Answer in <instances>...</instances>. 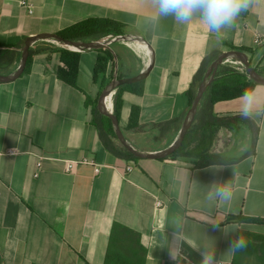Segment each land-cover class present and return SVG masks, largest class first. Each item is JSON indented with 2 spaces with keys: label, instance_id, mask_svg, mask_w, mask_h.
<instances>
[{
  "label": "crops",
  "instance_id": "1",
  "mask_svg": "<svg viewBox=\"0 0 264 264\" xmlns=\"http://www.w3.org/2000/svg\"><path fill=\"white\" fill-rule=\"evenodd\" d=\"M27 1L34 7L31 15L19 0H0V71L18 67L27 37L59 34L91 18L117 21L124 33L149 42L154 64L142 80L143 93L124 91L118 117L127 140L143 151L174 141L190 107L189 90L217 54L241 50L254 67L264 62V0L219 39L199 19L157 23L149 0ZM59 48L49 41L34 43L30 71L0 82V152H18L0 155V264H104L115 222L140 234L145 264H179L183 242L200 255L203 249L196 246L214 243L219 264H232L235 253L229 249L239 230L264 235V224L226 220L240 214L264 219V103L249 115L259 127L255 153L236 164L195 169L180 160L127 159L101 140L93 106L97 109L103 88L114 80L113 71L115 79L134 77L143 69L142 59L128 43H117L109 48L114 60L106 72L96 73L101 53L78 51L73 86L57 76ZM254 89L264 100V86ZM241 105V97L219 101L214 111L242 114ZM134 107L142 130L129 129ZM171 121L164 132L152 129ZM67 159L90 160L101 171L79 165L65 173ZM217 186L231 188L230 203L207 199Z\"/></svg>",
  "mask_w": 264,
  "mask_h": 264
},
{
  "label": "trees",
  "instance_id": "2",
  "mask_svg": "<svg viewBox=\"0 0 264 264\" xmlns=\"http://www.w3.org/2000/svg\"><path fill=\"white\" fill-rule=\"evenodd\" d=\"M122 33H124L123 25L117 21L105 18H91L74 24L59 34L66 39L90 41ZM115 44L117 43L97 50L101 55L98 59L96 73L106 72L108 61L110 59L114 60V56L109 52V48ZM58 51L61 53V66L57 71V76L61 80L75 86L79 68V52L62 47ZM33 55L34 51H30L24 73L30 71ZM255 69L264 75V62L258 64ZM8 72L0 71V73ZM203 75L204 73L201 71L189 90L190 105L196 95ZM111 77L115 79L117 74L113 71ZM143 85L144 82L139 81L126 84L116 90L114 96V114L117 117L120 115L123 92L129 91L141 95L144 89ZM256 85L257 83L253 82L244 72L229 64H221L214 82L204 95L195 120L184 136L182 144L171 155L162 158V160L185 161L190 163L193 168L200 169L212 165L236 164L254 155L259 135L258 125L249 116L245 117L242 114L217 115L214 111V106L219 101L239 98L246 89H253ZM93 113L101 140L106 147L117 156L137 160L138 158L134 157L119 142L111 120L101 115L96 108H94ZM171 124L172 121L160 123L154 125L152 129L157 127L164 132ZM129 129L135 131L144 129L139 124L138 107L132 109ZM220 130L232 133L239 140L243 139L246 148L243 150L232 149L230 151L214 150ZM226 220L227 222H236L238 224H264V219L247 217L242 214L229 215ZM237 238L245 240L246 246L235 252L232 264H264L263 234L241 229L238 232ZM201 258V255L191 246L185 242L182 243L179 264H199ZM252 258H255L256 261H252ZM146 259L147 249L141 244L140 234L125 225L115 222L110 232L104 264H145Z\"/></svg>",
  "mask_w": 264,
  "mask_h": 264
},
{
  "label": "water",
  "instance_id": "3",
  "mask_svg": "<svg viewBox=\"0 0 264 264\" xmlns=\"http://www.w3.org/2000/svg\"><path fill=\"white\" fill-rule=\"evenodd\" d=\"M41 40L50 41L52 43H63L68 46H73L77 49L76 51H80V52L98 50L110 46L114 43L139 42L145 47V49L149 54L148 65L138 75L134 77L117 78L109 82L103 88L97 103L98 111L102 115L107 116L111 120L113 129L116 133L119 142L136 158L162 159L171 155L175 150H177L180 147V145L183 142L184 136L186 135L188 129L190 128L191 124L196 118V115L201 107V103L203 101L207 89L214 82L218 68L221 64H223L224 60L233 58L240 61L245 66V70L248 74V77L253 82L264 86V75L260 74L251 64L248 54H246L241 50H228V51L220 52L210 61L207 69L205 70L203 78L198 86L196 95L184 117L181 129L177 137L174 139V141L169 146L161 150H157L153 152L143 151L136 148L127 140L125 134L121 129L119 119L116 116V114H114V111L112 113L107 111L105 105V99L108 93L115 92L118 88L126 84L142 81L149 75L154 64V51L152 46L149 44V42L146 39H144L142 36L131 33L108 35L100 40H90V41L66 39L57 33H40L35 36H29L24 40L23 46L21 48V61L18 67L14 71L9 72L7 74H0V82L14 81L24 73L30 55V48L34 43Z\"/></svg>",
  "mask_w": 264,
  "mask_h": 264
},
{
  "label": "clouds",
  "instance_id": "4",
  "mask_svg": "<svg viewBox=\"0 0 264 264\" xmlns=\"http://www.w3.org/2000/svg\"><path fill=\"white\" fill-rule=\"evenodd\" d=\"M153 9L152 18L158 23L162 19L173 18L177 24L187 25L199 19L210 34L218 39L231 29L237 18L253 8L258 0H149ZM242 115L252 113L258 103H264L256 89H246L242 96ZM233 191L229 186H217L208 193L207 199H219L228 204L233 199ZM246 246L245 240L237 238L232 242L229 252L235 253ZM201 251L199 264H219L215 256V244L203 243L198 246ZM176 258V257H175Z\"/></svg>",
  "mask_w": 264,
  "mask_h": 264
},
{
  "label": "built area",
  "instance_id": "5",
  "mask_svg": "<svg viewBox=\"0 0 264 264\" xmlns=\"http://www.w3.org/2000/svg\"><path fill=\"white\" fill-rule=\"evenodd\" d=\"M19 4L27 10L29 15L33 14L34 7L30 2H28L27 0H19ZM72 51H76V50H72ZM223 64H229L231 66H234L238 70L247 74V72L245 70V66L240 61H238L236 59H233V58L226 59V60H224ZM144 68H145V66L143 65V69ZM247 76H248V74H247ZM114 93H116V92H114ZM17 153L18 152L15 150H8L6 152H0V155H4V154L5 155H15ZM79 165H91L94 168L96 174L100 173L101 167H102L100 164L94 163V162L87 160V159H82V160L67 159V160H64V171H65V173H73ZM40 166H41V161L38 162V168H40ZM132 168H133L132 165L128 166L127 171H131ZM158 205H160V203H158Z\"/></svg>",
  "mask_w": 264,
  "mask_h": 264
},
{
  "label": "rangeland",
  "instance_id": "6",
  "mask_svg": "<svg viewBox=\"0 0 264 264\" xmlns=\"http://www.w3.org/2000/svg\"><path fill=\"white\" fill-rule=\"evenodd\" d=\"M53 44H56V43H53ZM56 45H58V44H56ZM58 46H60V45H58ZM60 47H62V46H60ZM62 48H65V47H62ZM65 49H67V48H65ZM93 107L96 108V103H94ZM245 148H246V146L244 145L243 139L239 140L235 135H233L230 132H226L224 130H220L218 132L214 150L230 151L232 149L243 150Z\"/></svg>",
  "mask_w": 264,
  "mask_h": 264
},
{
  "label": "bare ground",
  "instance_id": "7",
  "mask_svg": "<svg viewBox=\"0 0 264 264\" xmlns=\"http://www.w3.org/2000/svg\"><path fill=\"white\" fill-rule=\"evenodd\" d=\"M56 44H58V45H60L62 47H65V48H67L69 50H77L75 47L68 46V45L63 44V43H56ZM128 44H129V46H131L136 51V53L142 59V61L144 63V66L146 67L148 65V63H149V58H148V52L145 49V47L139 42H131V43H128ZM114 95H115L114 92H110V93L107 94L106 99H105L106 108L108 106L107 111L111 112V113L114 111Z\"/></svg>",
  "mask_w": 264,
  "mask_h": 264
}]
</instances>
